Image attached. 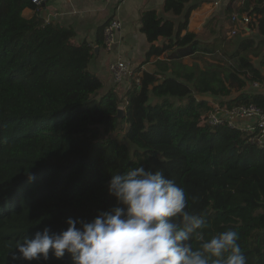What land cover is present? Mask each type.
Here are the masks:
<instances>
[{
  "label": "trees",
  "instance_id": "obj_1",
  "mask_svg": "<svg viewBox=\"0 0 264 264\" xmlns=\"http://www.w3.org/2000/svg\"><path fill=\"white\" fill-rule=\"evenodd\" d=\"M189 2L165 0L163 13L178 23L156 10L141 13L146 62L155 71L144 72L140 84L104 91L89 67L95 47L76 43L72 28L46 23L33 0H0V264H29L11 260L24 236L45 226L60 232L69 217L91 220L110 209L111 174L141 164L185 190L186 210L203 214L209 225L206 239L235 230L247 264H264V145L206 124L212 104L199 98L264 110V0L231 2L228 24L213 40L188 31L195 9ZM26 9L35 11L30 19ZM234 15L249 16L255 35L232 45L225 32L228 25L237 31ZM119 104H125L121 119ZM31 264L72 259L50 255Z\"/></svg>",
  "mask_w": 264,
  "mask_h": 264
},
{
  "label": "clouds",
  "instance_id": "obj_2",
  "mask_svg": "<svg viewBox=\"0 0 264 264\" xmlns=\"http://www.w3.org/2000/svg\"><path fill=\"white\" fill-rule=\"evenodd\" d=\"M107 190L115 199L110 209L91 220L69 217L60 232L45 226L24 236L11 260L31 264L69 254L72 264H247L238 232L206 239L205 216L186 210L185 190L162 170L141 164L111 174Z\"/></svg>",
  "mask_w": 264,
  "mask_h": 264
},
{
  "label": "crops",
  "instance_id": "obj_3",
  "mask_svg": "<svg viewBox=\"0 0 264 264\" xmlns=\"http://www.w3.org/2000/svg\"><path fill=\"white\" fill-rule=\"evenodd\" d=\"M164 2L165 0H46L38 7V14L46 23L72 28L76 43L87 41L95 49L99 48L89 67L91 72L103 80L104 91H107L116 86L110 76L109 65L119 58L128 61L141 75L155 71L152 62H146L150 44L141 31L140 16L143 11L156 10L163 18L178 23L179 17L163 13ZM231 2L239 6L243 0H190L187 7L194 6L195 9L190 15L188 31L203 39H215L227 23L225 10ZM34 14L32 9H26L23 13L28 19ZM114 18L122 22V28L116 34L114 48L107 52L103 46H98L99 30ZM245 30L249 31L248 28ZM214 31L216 35H212ZM192 61L194 60L187 59L184 62L191 65ZM117 87L121 91L128 84Z\"/></svg>",
  "mask_w": 264,
  "mask_h": 264
},
{
  "label": "built area",
  "instance_id": "obj_4",
  "mask_svg": "<svg viewBox=\"0 0 264 264\" xmlns=\"http://www.w3.org/2000/svg\"><path fill=\"white\" fill-rule=\"evenodd\" d=\"M46 0H33V3L41 5ZM232 22L249 26L251 18L247 15H234ZM122 22L117 19L111 21L104 28V44L103 47L107 52H110L116 44V34L121 30ZM233 34H237L234 30ZM109 72L113 83L116 86L131 83L135 80L140 84V77L137 71L131 64L119 58L109 65ZM257 86V85H256ZM119 109L125 110V104H119ZM205 123L211 127L226 126L231 129L239 130L248 135L250 142L259 146L264 145V110L255 105L241 106H224L218 103L212 104V109L207 114Z\"/></svg>",
  "mask_w": 264,
  "mask_h": 264
},
{
  "label": "rangeland",
  "instance_id": "obj_5",
  "mask_svg": "<svg viewBox=\"0 0 264 264\" xmlns=\"http://www.w3.org/2000/svg\"><path fill=\"white\" fill-rule=\"evenodd\" d=\"M237 25L239 26V27H236V29H237V34L236 35H234L232 32H230L231 30H230V27H228L224 32H225V35L227 36V37H229L230 38V40H232V45L233 44H237V42L238 41H242L243 39H245V38H251L253 35H255V32L253 31H251V30H249L248 32L246 31V30H241L240 28L242 27H244V28H248V25L247 26H242L241 24H238L237 23ZM229 26V25H228ZM241 31V32H240ZM228 47V46H227ZM198 62L199 63H201L202 65H203V59H198ZM192 64H194V61H192L191 62ZM138 73V76L139 77H141V74L139 73V72H137ZM199 98H202V99H206V100H208V101H210V104H213V103H218V101L215 99V97H212L211 95H204V96H201V97H199ZM233 107V106H232Z\"/></svg>",
  "mask_w": 264,
  "mask_h": 264
},
{
  "label": "water",
  "instance_id": "obj_6",
  "mask_svg": "<svg viewBox=\"0 0 264 264\" xmlns=\"http://www.w3.org/2000/svg\"><path fill=\"white\" fill-rule=\"evenodd\" d=\"M95 51H96V53H98L99 48H96ZM124 114H125V110H124V109H119V110H118L117 117H118L119 119H121V118L124 117Z\"/></svg>",
  "mask_w": 264,
  "mask_h": 264
}]
</instances>
